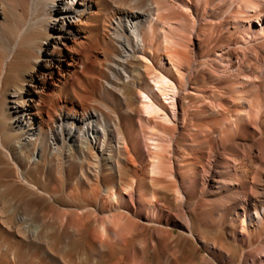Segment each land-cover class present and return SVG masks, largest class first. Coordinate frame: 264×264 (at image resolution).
Segmentation results:
<instances>
[{
  "label": "bare ground",
  "instance_id": "1",
  "mask_svg": "<svg viewBox=\"0 0 264 264\" xmlns=\"http://www.w3.org/2000/svg\"><path fill=\"white\" fill-rule=\"evenodd\" d=\"M5 27L16 178L49 176L55 157L59 179L41 227L0 206V264H231L195 223L264 264V0H0ZM27 43L31 68L6 92Z\"/></svg>",
  "mask_w": 264,
  "mask_h": 264
},
{
  "label": "rangeland",
  "instance_id": "2",
  "mask_svg": "<svg viewBox=\"0 0 264 264\" xmlns=\"http://www.w3.org/2000/svg\"><path fill=\"white\" fill-rule=\"evenodd\" d=\"M114 2L116 3L118 0H114ZM110 11L111 8H108L105 13H109ZM16 17L17 20L20 19V16L17 15ZM13 34L14 33H10L7 27L3 28L2 32H0V56L4 54V50L2 48L5 47L7 42L11 40ZM1 36L3 38L5 36L10 38L8 39L5 37L2 39ZM4 40L8 41L5 42ZM35 48V44L32 43L30 45L27 43L22 45L21 48L16 52L14 61L12 63L13 67L10 68L6 76V81H8L9 85H12H10L11 87L8 85L6 92H11V89L16 88L15 85L17 84L18 79H21V75L30 70V62H32ZM13 81L16 83L14 84ZM123 86L124 92L130 97L133 104H137V101L134 100V87L130 83H123ZM6 108L7 106L5 104L0 105V206L3 207V210L6 213V219H9L13 215L25 216L28 223L32 222L41 227L35 212L46 205L48 201L51 202V199L47 196L46 192L50 191V180L57 182L59 179V174L56 171L58 159L55 157L50 158V166L52 169L49 167V176L47 174H43V167L40 164V166H37V168L35 167L36 169L21 171L26 183L23 181L20 182L16 178L17 173H19V169L15 158L17 159L18 154L16 151H12L13 144L19 136V133H11V125L8 123V114ZM15 135L17 136L15 137ZM8 152H11L13 158H10ZM20 153L25 154L26 158L28 159V153L26 151L24 152V150H22ZM29 184L36 186L38 190L32 189ZM60 194L62 195V192L58 191L55 195ZM166 200L170 203H173L171 196H167ZM63 201L65 203H71L67 199ZM74 202L80 203L81 201L77 198L74 200ZM195 227L198 228L199 234L205 238L206 243L211 241L220 243L223 250L230 254L233 258V262L231 264H239V257L241 256V253L247 250L246 242H233L229 237L232 234L231 232L227 233L222 230L211 232L202 228L198 223H195ZM232 227L234 230L236 229V225H233ZM175 234L178 235L180 232L175 230ZM59 243L63 253L76 256L80 252V246L75 242H71L62 238L59 240ZM188 247L194 251V255L197 258L204 255V248L200 243L192 240L188 243ZM153 263L157 264L158 262L154 259Z\"/></svg>",
  "mask_w": 264,
  "mask_h": 264
}]
</instances>
